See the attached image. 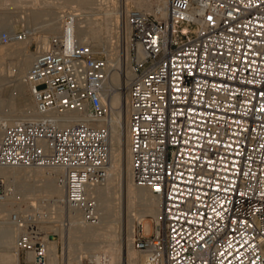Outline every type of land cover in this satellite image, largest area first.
I'll list each match as a JSON object with an SVG mask.
<instances>
[{
	"label": "built area",
	"instance_id": "built-area-1",
	"mask_svg": "<svg viewBox=\"0 0 264 264\" xmlns=\"http://www.w3.org/2000/svg\"><path fill=\"white\" fill-rule=\"evenodd\" d=\"M120 16L133 69L131 169L161 197L153 232H135L143 264H264V0H169L163 18L136 6ZM27 33L0 29V44ZM107 68L106 54L68 28L28 73L39 116L8 125L0 141V166L60 168L64 201L93 221L90 188L108 174L109 130L58 115L106 116ZM7 192L0 177V200ZM12 220L24 228L25 264L29 250L32 264H47L38 218L14 211Z\"/></svg>",
	"mask_w": 264,
	"mask_h": 264
},
{
	"label": "bare ground",
	"instance_id": "bare-ground-1",
	"mask_svg": "<svg viewBox=\"0 0 264 264\" xmlns=\"http://www.w3.org/2000/svg\"><path fill=\"white\" fill-rule=\"evenodd\" d=\"M0 1L8 2V0ZM36 1L37 0H34L35 3ZM111 1L117 2L119 0H52L56 5H69V3L76 2L81 6V10L69 14L72 17V22H69L64 17H60L58 20L52 19V22L46 26L49 34L42 36L40 39L35 35L37 32L35 31V28L32 27V23L38 21L46 14L50 16L56 15L59 12L57 8H34L21 15L19 18H17L18 15L12 16L10 14H3L0 16V29L13 31L15 30V24L19 21H23L28 31L27 36L23 39L0 44V56L3 55L1 50L4 49L2 48H7L5 55L8 56L7 59H11L13 66H15V72L13 73L12 78H0V89L2 90L3 88L4 90L5 88V91L7 92L6 97H0V104L7 102L12 109L19 107L22 111L21 115L18 117L10 115L0 116V141L4 130L8 125L23 119L36 118L39 116L34 95L31 96V94H26V97L23 96L25 93L24 91H26L25 87L27 85L29 87V84L32 86L31 82L28 80L29 70L37 54L41 50L48 49L55 37L64 40L68 33V28H71L78 41L88 43L95 52L103 49L106 53L108 74L103 90L101 91V96L104 103L109 105L110 111H108L106 116L98 119H93L88 112H84L80 115V113L74 111L58 115V118L66 119V123L77 117H85L87 119L92 118L95 124L107 126L111 147L110 161L107 170L108 174L106 178L101 183L90 188V192L97 198V218L94 221L87 218L82 210L77 209L64 201L66 197V185L62 180L63 172L60 168H48L37 165L23 167L0 166V177L4 179L5 188L8 191L5 198L0 200V263H21L19 236L24 231V228L12 220V214L15 210H18L16 203H19L21 196L31 202L34 208H41L42 204L40 203V200L37 201L38 203H34L36 199L33 198L41 189H44L47 195L48 199L45 201L48 203V206L54 208L56 215L59 214V218L56 217V219L61 222L63 227V234H65V242L68 247L67 260L64 258V264H118L122 257V248L123 258L125 257L127 264L144 263L146 255L141 251L138 252V249V251H136L133 247L134 244L132 245L134 239H132L133 225L131 222L132 214H129L130 211L127 214V227L124 239H122L121 227L119 229L118 219L120 218L119 213H121V202L119 203V201L116 200L118 196H116V194L121 174H123V183L126 188L127 209H132L131 207L135 205V203H141H137L139 200L143 201L145 204V211H149L151 214L153 213L155 220L157 221L160 215L161 197L152 192L149 187L138 185L134 181L130 163V133L128 127L130 111L128 81L133 75V69L132 66H126L124 69V78H122L124 81L120 84V72L116 70V66L118 65L117 59L119 58V48L121 45L118 28L122 9H115L113 7L114 10H106L100 18H95V13H93L97 9V6L105 7L104 5L109 4ZM123 1V9L130 8V6H128L129 4H127V1L129 2V0ZM133 1L134 4L132 5L136 6L143 12L154 13L160 18L167 15L169 0ZM15 2L17 3V1ZM152 3L157 4L155 5V8ZM113 29L117 30V37L113 35ZM126 32H128L127 29ZM34 40L38 43V47L35 50L31 49V44ZM128 41L127 47L124 50L126 51L124 54L125 58L129 57ZM142 52L143 51L140 50V55L143 54ZM11 81H13L11 84L22 93L21 97L20 95L15 96L9 93V85L7 83ZM27 82L29 84H27ZM111 84H114L115 86L119 84L117 88L118 91L115 90L114 93L108 91V87ZM11 185L14 186L11 187ZM19 186L23 187V189L16 190ZM120 186L119 188L121 190ZM32 187L36 188L31 190ZM9 205L13 206L12 209H14L15 206L17 209L10 210L8 209ZM142 207L141 209H143ZM137 208L138 211L140 207L137 206ZM18 212H20V210H18ZM46 215L47 217L50 216V214L49 216L48 214ZM65 215L67 218H64ZM51 216H53V214ZM26 217H28V215ZM51 218H55V216ZM65 219H67V221ZM40 228L44 231L47 264H59V257L61 256H59L58 241L57 238L53 236V233L58 231L57 226H45ZM73 231L82 232L83 234H75ZM115 234H118V239L116 241L113 240ZM86 235L88 236L85 240ZM97 237H99V241L93 240ZM82 239H84V242L80 243L81 248L79 249V252L76 254L74 261L69 263L68 259L73 253V250L71 249L74 245V240ZM98 247H100L103 252V255L101 256L97 254ZM83 252L88 254L84 259ZM33 255V250L27 251L26 260L28 264H32L31 259L33 258ZM82 259L84 260L83 262Z\"/></svg>",
	"mask_w": 264,
	"mask_h": 264
},
{
	"label": "rangeland",
	"instance_id": "rangeland-1",
	"mask_svg": "<svg viewBox=\"0 0 264 264\" xmlns=\"http://www.w3.org/2000/svg\"><path fill=\"white\" fill-rule=\"evenodd\" d=\"M12 1L11 0L10 1L8 0V2L0 1L1 2L0 3V16L3 15V14H10L12 16H15V15L17 16L18 15L17 18H19L21 15L27 13L29 10L34 9V8L39 9V8H48V7L51 8L52 7V8H57L58 9L59 12L56 15L50 16V15L46 14L41 19H39L38 21H35V22L32 23V27L35 28V31L37 32V33H35V35L37 36L38 39H40L44 35L49 34V31L46 28V26H47V24L52 22V19L58 20V19H60V17L66 18V17L69 16L70 13H72V12L75 13L78 10H81V6L78 3H76V2L69 3V5L68 4L67 5H56V4H54L52 2V0H47V1L46 0H43V1L42 0H37L36 3L34 2V0H12ZM15 1H17V3ZM23 1H24V3H23ZM54 1H58V0H54ZM51 2H52V4H51ZM123 2H124L123 0H119L117 2L116 1H111V2H109V4L104 5L105 7L97 6V9L93 12V13H95V18L102 17L103 13L106 10L112 11V10H114V8L115 9H117V8L118 9H122V6L124 5ZM122 3H123V5H122ZM127 4H129L128 6L131 7V5L134 4V1L133 0H129V2L127 1ZM152 4H153L154 8H155V5H157L155 3H152ZM19 22H17L15 24V30L27 29L25 27V24H24L23 21H19ZM113 35H115L117 37V30L113 29ZM37 45H38V43L34 40L32 42V44H31V49L35 50L38 47ZM2 49H4V50H1L3 55L0 56V78L10 79V78L13 77V73L15 72V66H13V64L11 62V59H7L8 56L5 55V52H7V48L4 47ZM97 52H103L104 54H106L103 49L97 50ZM128 56L129 57L125 58L124 53L122 52V49H121V45H120L119 56H118L119 58L117 59L118 65L116 66L117 67L116 70L120 72V82H119V84L124 81V79H122V78H124V69L126 68V66H131V64H130V54ZM11 83H13V81L7 83L9 85V87H8L9 88L8 89L9 93L13 94L15 96H19L20 95V97H21L22 93L20 91H18L19 89H17ZM27 84H29V83L27 82ZM119 84L116 85L117 87L114 84L109 85L108 91H110L112 93H114L115 90L118 91L117 88H118ZM25 89H26L27 92L24 91L25 92L23 94L24 97H26V94L27 95L31 94V96L33 95L32 86L30 84H29V87L27 85L25 87ZM17 92H20V93H17ZM6 95H7V92L5 91V88H4V90H3V88H2V90L0 89V97H6ZM108 111H110V107L108 108ZM21 113H22V111H21V109L19 107H17L16 109H12L10 107V104H8L7 102H4V104L3 103L0 104V116L1 115H10V116H13V117H18V116L21 115ZM119 182H120L119 186L121 184L120 187H121L122 191L120 190V188L118 186V190H117V194H116V196L117 195L118 196H117L116 200L119 201V203L121 202V205H120V207H121V209H120L121 211L120 212L121 213H119V217L120 218L118 219L119 220L118 224H119V229L121 227L122 239L125 238L124 234L126 233L127 214L129 213V211H130L129 214H132L131 215V219H132L131 222H132V225H133L132 239H134L135 232L138 231V229H142L144 234L152 233L153 230H154V227H155L154 214L153 213L151 214V212H149V211H145V204H144L143 201H140V200L137 203H139V202H141V203H139V204L135 203V205H133L131 207L132 209H127V207H126V199H127V197H126V188H125V185L123 183V174H121V178H120ZM13 186L11 185V187H13ZM35 188L36 187H32L31 190H33ZM22 189H23V187H21V186L16 188V190H22ZM27 189H29V188H27ZM39 191L34 195L33 198L36 199L34 201V203H38L37 201L40 200V203L42 204L41 208H36V207L34 208L32 203L29 202L27 199L22 198V196L20 197L21 200L19 201V203L18 202L16 203V206L18 207V210H20V213L22 215H26V216L27 215H35L38 218V220H39L40 227L57 226L58 231H55V233H53V236L55 238H57V241H58V249H59V252H60L59 256H61V257H59V264H64V258L67 260V253H68L67 249H68V247H67L66 242H65L66 238H65V234H63L64 231H63V227L61 225V222L58 221V219H56V217L59 218V214L56 215L54 208H52L51 206L50 207L48 206V203L45 201L48 198H47V195H46L44 189H41ZM16 206H15V208L17 209ZM137 206L140 207L138 211H137V209H138ZM142 206H144V207H142ZM8 207H9L8 209H10V210H14L15 209V208L12 209L13 208L12 205H9ZM141 207L143 209H141ZM135 209H136V211H135ZM39 211H41L43 214L41 212H39ZM46 211H48L49 213L46 212ZM51 213L53 214V216H51L52 215ZM40 214H42V215H40ZM46 214H48V216L50 214V216H49L50 218L47 217ZM120 214H121V216H120ZM38 215H40V216H38ZM44 215H45V217H44ZM54 216H55V218H51V217H54ZM40 217H42V218H40ZM64 218H67V216L65 215ZM65 220L67 221V219H65ZM95 229H97V228H95ZM73 233H75V234H83L82 232L80 233V232H75V231H73ZM117 235L118 234L114 235L113 240L116 241L118 239ZM87 236L88 235L85 236V240H86ZM93 240L99 241V237H97V238H95ZM82 242H84V239H82V240H74V245L72 246V249H71V250H73V253L70 255V258L68 259L69 263L74 261V259L76 257V254L79 252V249L81 248L80 243H82ZM122 244H123V241H122ZM132 245H133V242H132ZM133 247H134V245H133ZM134 249L136 251H138L135 247H134ZM138 252H140V251H138ZM97 254L100 255V256L103 255V252L100 249V247L97 248ZM24 255H25L24 252L21 251V257H20L21 258V263L20 264H25ZM87 255L88 254L86 252H83V259ZM83 259H82V262L84 261ZM118 264H127V261H126L125 257L123 258V248H122V257H121V260L118 262Z\"/></svg>",
	"mask_w": 264,
	"mask_h": 264
}]
</instances>
